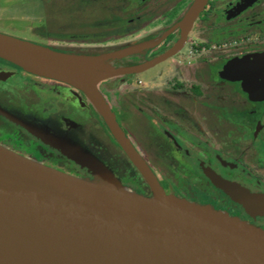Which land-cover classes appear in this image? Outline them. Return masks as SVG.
Returning <instances> with one entry per match:
<instances>
[{"label": "flooded vegetation", "instance_id": "obj_1", "mask_svg": "<svg viewBox=\"0 0 264 264\" xmlns=\"http://www.w3.org/2000/svg\"><path fill=\"white\" fill-rule=\"evenodd\" d=\"M39 1L42 23L32 30L37 38L46 40L48 47L66 52H91L115 45L126 48L135 40L153 39L152 45L141 49L138 54L132 52L121 58L118 66L128 67L151 60L179 41L181 28L178 24L194 0ZM25 6L22 4L0 9V14L15 9L23 12ZM202 31L206 32L205 39L192 43L189 55H185L186 40L194 32ZM112 40L118 42H110ZM225 46L235 49H224ZM261 53H264V0H204L185 32L180 48L164 59L170 60V64L157 72L152 80L147 83L137 80L133 83L131 76L138 73H130L115 76L117 79L113 89L104 85V81L97 87L101 94L104 89L113 94V104H109L102 94L111 111L117 106L123 112L135 106L137 127L143 133L137 132L139 138L136 140L132 131L135 125L129 120L125 124L127 134L121 130L141 158L144 156L142 149L146 143L145 137L153 132L156 136L150 142L155 150L165 152L169 159L167 164L172 163L173 168L177 169L179 163L185 162L198 177V180L188 182L194 186L199 183L212 186L220 195V198L217 197L220 208L196 197H187L174 189L161 187L166 193L209 205L264 228V64L260 67L257 64H235L224 68L227 62ZM190 55H193L192 62L189 61ZM3 68L6 67L0 59V71ZM187 68L191 69L192 75H188ZM211 69L215 70L214 73ZM168 70H171L172 75L170 79L163 80ZM11 79H17L18 84L12 86ZM47 80L58 84V91L49 95L43 88H37L29 74L14 71L4 81L0 79V83L10 90L0 89V99L7 106L28 113L30 116L24 120L44 126L64 141L69 140L66 137L69 131L91 118L108 143L119 148L80 91L65 83ZM46 99L52 101L45 102ZM44 105L45 109L54 105L55 110L48 109L47 113L42 114ZM68 109L82 111L80 119L68 118ZM47 121L55 122V125ZM46 148L50 150L48 146ZM174 152L178 160L174 158ZM122 154L133 173V179L139 178L146 185L123 151ZM36 162L71 174L57 164ZM145 164L158 182L155 172L160 166L148 161ZM209 175L253 195L262 205L261 212L247 211L224 189L216 187ZM198 191L195 188L191 194L197 195Z\"/></svg>", "mask_w": 264, "mask_h": 264}, {"label": "water", "instance_id": "obj_2", "mask_svg": "<svg viewBox=\"0 0 264 264\" xmlns=\"http://www.w3.org/2000/svg\"><path fill=\"white\" fill-rule=\"evenodd\" d=\"M203 2L196 0L187 10L178 24L180 39L173 47L143 64L99 66L108 72H100L89 84L62 73L35 71L20 64L18 56L37 49L87 64L82 57L101 58L125 48L76 54L0 34V58L65 83L89 100L150 191L145 195L123 187L108 169L89 155L83 158L75 147L66 146L62 151L100 181L51 168L0 145V264H264V228L166 193L117 124L97 87L103 80L139 73L173 55ZM235 64L260 67L264 53L227 62L224 68ZM209 178L253 212L222 186L224 181Z\"/></svg>", "mask_w": 264, "mask_h": 264}, {"label": "rangeland", "instance_id": "obj_3", "mask_svg": "<svg viewBox=\"0 0 264 264\" xmlns=\"http://www.w3.org/2000/svg\"><path fill=\"white\" fill-rule=\"evenodd\" d=\"M195 2L196 0L193 1L188 9H190L195 4ZM22 4H26L23 12L21 10L16 11L15 9L7 10L3 12L4 14H0V34L40 47H47L46 40L37 38L35 31L32 30L40 27L42 23V13L39 0H0V9L16 5L22 6ZM25 11L27 12L24 13ZM205 35L206 32L203 31L196 33L194 32V34L186 40L187 50L183 53L188 56L189 51L191 50L192 43L203 41L205 39ZM152 43L153 39L135 40L131 43V45L120 52L103 56L101 58L82 57L81 60L86 62L87 64L98 65L104 68L118 67V65L121 63L120 61L122 57L132 52L138 54L141 49L148 48L152 45ZM231 45H233V43H231ZM224 49L235 48L233 46H225ZM189 57V61L192 62L194 60L193 55H190ZM0 59L2 61V64L6 67L0 71V79L2 81L12 75L14 71H20L21 73L29 74L33 82L37 84V88H43V90L50 93L49 95L53 94V92L55 91H58V84L47 80L48 78L26 71L9 60L3 58ZM169 64L170 60H164L141 73L132 75L133 77L131 76V80L133 83H135L137 80H140L143 83H147L149 80H152L154 78L157 72L163 70V68ZM187 71L188 75H192L190 68H187ZM211 71L212 73H214L215 70L211 69ZM171 73V70H168L163 75L162 79H170L172 75ZM116 79V77L108 78L106 80H103V84L108 85L111 89H113L115 88ZM212 79H214V76H212ZM16 80L17 79L10 80L12 86L18 84ZM41 84L46 86H40ZM65 88L69 89V87ZM116 88L120 89V87L118 86H116ZM0 89H6V91L9 90L3 83H0ZM71 90L75 91L74 89ZM102 94L109 102V104H113L115 102L113 94H111L106 89L102 90ZM116 95L120 96V94H117V92ZM85 99L87 100L88 104L91 105L86 97ZM70 100L71 99L69 98L68 101ZM47 101L51 102L52 99H46L45 102ZM45 106L46 105L43 106L44 110H42V114L47 113L48 109L50 111L55 110L54 105L48 107L47 109H45ZM91 107L96 112L92 105ZM79 111L68 109L66 113L68 118H74L78 120L80 119L79 116H81L82 112ZM135 111V106H130V108H127V110L124 112L121 111L118 106L112 108L115 119L117 120L121 129L126 132V134L127 129L125 124L130 121L134 123L135 126H133L132 131L136 135L135 138L137 140L139 138L138 133L142 132L143 130L137 127L138 120H136L137 118L134 116ZM84 112L87 113L86 111ZM97 115L99 116L98 113ZM26 116L30 115L25 112H20L18 109L7 106L5 103H3V100L0 99V145L21 153L22 155H25L32 160L40 162L42 161L51 165L57 164L63 170L75 176L97 181L99 178L96 179V177L91 173L90 170H88L78 162H75L74 160L69 158L65 152H63L66 146L75 147L74 151L77 153L80 152L83 158H86L88 157L87 155H89V157L91 156L106 169H108L113 178L117 180L121 185H123V187L139 193H149V189L142 183L139 178L133 179V173L132 171H130L122 154V151L121 149H119L120 147L117 148L110 145L107 138L99 133L91 118L88 117V122L80 123L76 127V129L69 131L70 133L68 132L69 134H66V137H68L69 140L64 141L59 136L51 134L50 131L44 126L35 125L30 123L29 121L24 120ZM99 118L101 117L99 116ZM127 120L129 121L127 122ZM134 120H136V122H134ZM34 122L36 123V121ZM48 123H50L51 125H55V122L49 121ZM155 136L156 135H154L153 132L152 135L151 132H149L148 136L146 135V143L142 149L144 154L142 160L144 162L148 161L160 166L158 172H155L159 185L163 189H174L175 191L182 193L187 197H196L200 201L220 208V204L217 200V197L220 198V195L212 186L201 183L197 184V186H194V184L188 182L192 181L193 179L196 180L198 177L194 172H191L188 166L185 165V162H183L181 165L179 163L177 169L173 168L174 166L172 163H170V165L167 164L169 159L168 157H166L165 152L163 150H155L153 143L150 142V140L154 141ZM141 142H143V139L142 141H140V143ZM47 146L50 150H47ZM170 151H172L171 148ZM173 151H175V148H173ZM174 158L178 160L177 154H175V152ZM151 167L153 168V166ZM180 167L181 169H179ZM84 168L86 170H84ZM98 181H100V179ZM195 188L196 190L199 189L197 195L191 194L192 191H195Z\"/></svg>", "mask_w": 264, "mask_h": 264}, {"label": "bare ground", "instance_id": "obj_4", "mask_svg": "<svg viewBox=\"0 0 264 264\" xmlns=\"http://www.w3.org/2000/svg\"><path fill=\"white\" fill-rule=\"evenodd\" d=\"M27 50H30L26 48ZM31 54H23L18 56V62L24 66L35 71L58 74L62 73L68 77H76L81 79L86 84L106 70L99 69V66L88 65L80 62L78 59L52 54L42 50L33 49ZM108 72V71H106ZM229 192H231L237 199L245 203L253 212H261L260 203L255 197L248 196L246 192L240 188L232 185L222 184Z\"/></svg>", "mask_w": 264, "mask_h": 264}, {"label": "trees", "instance_id": "obj_5", "mask_svg": "<svg viewBox=\"0 0 264 264\" xmlns=\"http://www.w3.org/2000/svg\"><path fill=\"white\" fill-rule=\"evenodd\" d=\"M109 42V41H107ZM110 42H118L116 40H112ZM52 48V47H51ZM122 48V46H114V47H107V48H102L100 50H96V51H91L90 50H73L72 53H76V54H86V55H95V54H99V53H106V52H111V51H115L117 49ZM55 49V48H53ZM55 50H59V49H55ZM59 51H65V50H59ZM66 52V51H65Z\"/></svg>", "mask_w": 264, "mask_h": 264}]
</instances>
